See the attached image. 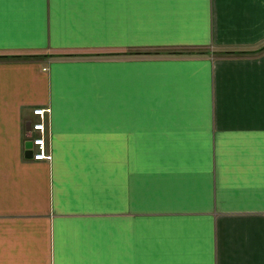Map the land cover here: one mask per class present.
I'll list each match as a JSON object with an SVG mask.
<instances>
[{
    "label": "crops",
    "instance_id": "obj_1",
    "mask_svg": "<svg viewBox=\"0 0 264 264\" xmlns=\"http://www.w3.org/2000/svg\"><path fill=\"white\" fill-rule=\"evenodd\" d=\"M0 264H264V0H0Z\"/></svg>",
    "mask_w": 264,
    "mask_h": 264
},
{
    "label": "built area",
    "instance_id": "obj_2",
    "mask_svg": "<svg viewBox=\"0 0 264 264\" xmlns=\"http://www.w3.org/2000/svg\"><path fill=\"white\" fill-rule=\"evenodd\" d=\"M50 108L36 107L32 110V114L38 119L30 122L29 136L32 143V158L34 160H49L51 152L47 145L46 125L44 118L49 114ZM36 134H33V133Z\"/></svg>",
    "mask_w": 264,
    "mask_h": 264
},
{
    "label": "water",
    "instance_id": "obj_3",
    "mask_svg": "<svg viewBox=\"0 0 264 264\" xmlns=\"http://www.w3.org/2000/svg\"><path fill=\"white\" fill-rule=\"evenodd\" d=\"M31 145H32L31 141H28V142H26V144H25L26 156H28V157H30V158L32 157Z\"/></svg>",
    "mask_w": 264,
    "mask_h": 264
},
{
    "label": "trees",
    "instance_id": "obj_4",
    "mask_svg": "<svg viewBox=\"0 0 264 264\" xmlns=\"http://www.w3.org/2000/svg\"><path fill=\"white\" fill-rule=\"evenodd\" d=\"M10 57H14V55L10 56Z\"/></svg>",
    "mask_w": 264,
    "mask_h": 264
}]
</instances>
